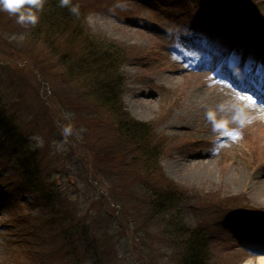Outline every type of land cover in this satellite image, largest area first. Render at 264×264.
I'll use <instances>...</instances> for the list:
<instances>
[{
  "label": "rangeland",
  "instance_id": "374dc122",
  "mask_svg": "<svg viewBox=\"0 0 264 264\" xmlns=\"http://www.w3.org/2000/svg\"><path fill=\"white\" fill-rule=\"evenodd\" d=\"M231 3L235 9L239 8L236 1ZM77 4L81 8L78 13L98 40L101 37L102 41L126 52L129 62L124 66L122 98L125 113L148 126L152 133L155 131L156 140L164 141L162 147H157L161 154L181 153L161 162L160 173L188 198L186 212L181 211L183 222L187 220L192 226L205 223L211 227L216 213L221 220L227 211H243L246 217L240 222L250 220L264 228V176H261L264 174V117L260 112L249 113L248 102L245 108L236 102L245 114L236 105V115L225 112L235 102L227 90L216 85L211 74L183 79L168 74L159 83L175 91L172 95L164 92L161 97H154L148 87L142 86L146 81L142 66L133 64L151 53L148 39L116 17L131 14L140 7L132 0H77ZM114 8L121 13L108 16L107 11ZM236 14L237 10H233V15ZM17 15L0 9V92L4 111L18 120L13 123L14 130L28 133L29 143L38 146L23 142L20 153L35 150V157L26 158L22 165H34L40 170L38 179L43 182H47L44 176L48 175L53 189L59 193L55 195L56 202L60 201V206L70 211L56 208L52 212L67 214L69 218H65L63 226L71 223V216L87 217L92 245L105 264H178L174 243L169 241L173 225L165 217L151 218L146 212L147 203L135 190L137 184L132 177L134 171L138 172V166L129 159L130 174L111 182L104 179L105 173L89 168L86 160L98 146L103 148L108 142L125 151L128 144L116 141L108 109L97 101L93 92L95 84L88 79L94 81L99 75L91 65L80 63L81 45L68 39L67 29L60 27L61 23L45 24L38 14L35 25L20 24ZM215 92L229 99L209 106ZM250 116L257 119L251 120L238 141L224 149V154L209 152L207 145L211 139L227 133L220 140H232L237 126L246 124ZM95 117L96 121L91 123ZM65 129L69 131L66 133ZM177 129L205 132L203 145L191 148L196 143L195 136L175 132ZM99 139L103 141L96 145ZM130 149L126 150L128 154ZM14 150L16 153L18 148ZM5 153L0 150V177L6 176L5 182L14 188L10 193L0 184L5 200L0 203V264H70L72 261L65 257L66 242L58 235L50 239V247L47 245L52 236L51 225L57 218L53 219L50 210H44L45 214L36 212L33 195L21 186L20 166L8 165L7 157L13 160L14 156ZM129 161L125 160L127 164ZM257 165L261 167L254 169ZM160 181L156 170L147 187L160 186ZM92 185L99 186L96 188L101 196L95 190L96 195L90 197ZM47 221L51 222L47 224ZM226 230L213 231L214 237L217 234L220 238L210 245L209 264H258L260 256H255L250 247H242L237 239L224 236Z\"/></svg>",
  "mask_w": 264,
  "mask_h": 264
},
{
  "label": "trees",
  "instance_id": "16d2710c",
  "mask_svg": "<svg viewBox=\"0 0 264 264\" xmlns=\"http://www.w3.org/2000/svg\"><path fill=\"white\" fill-rule=\"evenodd\" d=\"M72 6H78V10L81 9L77 4V0H70V4L67 6H61V0L43 2V8L41 9L43 10L41 12V17H44L43 22L45 24L61 23L60 27L61 25L64 26L67 32L72 35V38H70L75 40V43L81 45L82 51L86 53V62L96 71L99 70L98 75L102 79V82L97 83V86H99L97 95L100 97V102L120 117V122H118L121 126V132L131 143L126 147V150L128 151V148L131 146L136 157L148 160V166L152 165L154 167L158 159L157 151L159 150L157 147L160 145L162 147L164 141L159 142L156 140L148 126L132 121L127 114L123 113L120 99L118 98L120 86L116 82L115 76L118 74L117 65L121 59L126 57L125 50L115 45L111 46L105 42L93 41V38H90L83 31V27H80L82 18L78 12L73 13L70 10ZM98 160L102 161L101 164L99 162L97 164L98 168H101L103 160L100 156H98ZM108 160L111 163L114 162V159L109 157L107 162H105L106 164L109 163ZM23 172V176L27 182L33 179L31 177L36 178L35 174L29 169H25ZM141 182L142 180L138 179L135 190L147 203V209L157 217H166V222L173 225V236H170L169 241L172 240L174 243V251H176L179 258L178 264H209L210 239L208 237V230L203 225L192 226L189 221L183 222L182 220L181 211H184V208L187 207L185 205L188 202L187 196L180 192L178 186L171 183L159 189H149L144 187ZM41 188L39 184L31 185V189H36L38 195L50 198L45 208L47 210H54V207H59L60 203L54 202V198L44 194V191H40ZM76 230V228H73V234L71 230L68 233L64 231V233H61V238L63 236L68 248L65 253V257L69 258L67 260H74L72 264H105L96 246L92 245L94 242L91 241L88 233H86L87 230Z\"/></svg>",
  "mask_w": 264,
  "mask_h": 264
},
{
  "label": "clouds",
  "instance_id": "9594fccd",
  "mask_svg": "<svg viewBox=\"0 0 264 264\" xmlns=\"http://www.w3.org/2000/svg\"><path fill=\"white\" fill-rule=\"evenodd\" d=\"M70 0H61V6H67ZM25 5H27L25 7ZM43 8V0H0V9L9 13H18L17 22L35 25L38 22V11ZM73 13L78 12V6H72ZM69 129H65L67 133Z\"/></svg>",
  "mask_w": 264,
  "mask_h": 264
},
{
  "label": "bare ground",
  "instance_id": "6f19581e",
  "mask_svg": "<svg viewBox=\"0 0 264 264\" xmlns=\"http://www.w3.org/2000/svg\"><path fill=\"white\" fill-rule=\"evenodd\" d=\"M228 93L231 94V96H229V98L230 97H232V98L234 97L236 100H241L240 97L237 94L232 93L229 90H228ZM229 98L226 95L219 94L218 92H215V94L212 96V101L211 102H208V105L209 106H212V105H215L218 102L226 101ZM234 98L232 99V102H235V103H230V105L227 107V109H226L225 112H228V113H231L233 115H236V113H237V111H236L237 107L236 106H239V109L241 108L242 111L245 113L244 108L241 106L240 103H236V101H235ZM257 263L258 264H264V257L258 258L257 259Z\"/></svg>",
  "mask_w": 264,
  "mask_h": 264
},
{
  "label": "snow or ice",
  "instance_id": "6c2138e0",
  "mask_svg": "<svg viewBox=\"0 0 264 264\" xmlns=\"http://www.w3.org/2000/svg\"><path fill=\"white\" fill-rule=\"evenodd\" d=\"M249 100H251L252 98L251 97H248Z\"/></svg>",
  "mask_w": 264,
  "mask_h": 264
}]
</instances>
